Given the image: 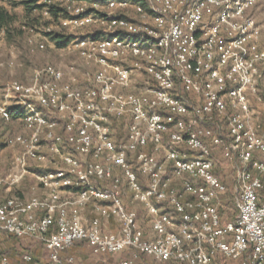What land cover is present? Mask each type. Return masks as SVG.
<instances>
[{"label": "built area", "instance_id": "obj_1", "mask_svg": "<svg viewBox=\"0 0 264 264\" xmlns=\"http://www.w3.org/2000/svg\"><path fill=\"white\" fill-rule=\"evenodd\" d=\"M65 4L63 28H96L67 46L93 74L47 64L0 94L2 120L24 126L6 139L18 153L0 188L36 182L28 197H0V245L37 241L51 264H81L67 253L80 241L96 256L126 254L119 264H264V0Z\"/></svg>", "mask_w": 264, "mask_h": 264}, {"label": "rangeland", "instance_id": "obj_2", "mask_svg": "<svg viewBox=\"0 0 264 264\" xmlns=\"http://www.w3.org/2000/svg\"><path fill=\"white\" fill-rule=\"evenodd\" d=\"M19 1V0H17ZM0 5L9 8L17 15V21L14 25L16 28L12 37L3 36L0 39V94L3 93L4 88L13 81H20L28 84L32 81L34 72L37 68L43 67L47 64H54L61 67L67 74L78 75L81 78L84 76H91L93 69L85 62L77 51L69 49V47L60 48L56 41L52 38L51 33H62L76 35L86 34L88 32L96 31L95 27L80 29L78 31H70L61 26L60 20H57L50 15H46L44 11H34L28 13L25 7L19 3L12 5L7 1H0ZM255 15L261 23L264 24V4L255 10ZM35 41L34 44L30 40ZM45 43V48L37 47V44ZM134 88H141L143 84H134ZM257 118L259 121L263 120L264 105L256 107ZM118 130L119 138H125L127 131L126 121L121 123H114ZM24 130V126L20 120H13L12 122H5L0 117V143L4 144V148L0 150V165L6 164V169L12 165L15 155L18 153L17 147H10L6 143V139L10 135L18 134ZM221 155V154H220ZM221 160V156H220ZM52 167H61L62 163L51 165ZM39 169L37 165L32 167V170ZM33 174H29L24 184L30 187L36 183ZM35 182V183H34ZM0 257L6 256L10 264H51L49 262L47 252L43 246H37L39 242L31 240H19L10 235L1 236ZM38 243V244H37ZM28 245L32 246L33 262H26L23 259L24 252H28ZM71 254L83 258V254H87L86 258L90 259L95 264H119L120 260L125 258L126 254L108 255L91 257L90 251L86 244H79L69 250ZM80 253H76V252ZM79 258V256H78ZM145 261L150 262L145 258ZM84 263V262H83ZM88 263V264H89Z\"/></svg>", "mask_w": 264, "mask_h": 264}, {"label": "trees", "instance_id": "obj_3", "mask_svg": "<svg viewBox=\"0 0 264 264\" xmlns=\"http://www.w3.org/2000/svg\"><path fill=\"white\" fill-rule=\"evenodd\" d=\"M0 1H3V2L7 1L12 5H16V3H19L25 7V10L28 13H32V12L37 11V10H40L43 12L45 9H48L50 12V17H53L57 20H61L63 17L67 16L65 0H51L50 2H49V0H19V1H17V0H0ZM16 21H17V15L14 12H12L9 8H7L3 5H0V39L3 36H6L8 38L12 37L13 33H15V31H16V28L14 27ZM50 35H52V38L56 41L58 47H60V48L67 47L72 42V40L74 38L73 35L62 34V33H51ZM81 35H85V34H81ZM12 111L15 112L14 109H12ZM2 148H4V144L0 143V150ZM234 204H235V201H234V198L232 197L226 208H228V207L233 208ZM223 212L225 214L226 210L223 209ZM145 219H147V216L145 217ZM10 236H12L13 238H17L20 241L24 240V239L18 238V237L13 236V235H10ZM79 244H86V242L85 241L76 242L73 247H76ZM0 248H1V245H0ZM27 248L29 249L28 252L32 254V251H31L32 246L28 245ZM47 256H48V254H47ZM97 257H99V256H97ZM220 260H221V257H217L215 259L214 264H217ZM33 261H34V256H33V260L31 262H33ZM166 264H180V263L176 260H171V261H168Z\"/></svg>", "mask_w": 264, "mask_h": 264}, {"label": "crops", "instance_id": "obj_4", "mask_svg": "<svg viewBox=\"0 0 264 264\" xmlns=\"http://www.w3.org/2000/svg\"><path fill=\"white\" fill-rule=\"evenodd\" d=\"M139 84H140V82H139ZM6 167H7L6 164L0 165V169L6 170ZM32 186H33V183L31 184L30 187H28L23 182L20 186H18L16 188H12V189H9V188H6V187L0 188V197L5 196V195H9V194H11L13 192H18L20 195L28 197V196H30L33 193L32 190H31ZM38 192L40 194H42V195H46L43 192V190H39ZM128 198H131V194L130 193H128ZM129 206H130V208L138 209V211H140V215H141V218H142L141 219L142 223L144 224V227L146 229H149L147 224H146V219H145V217L147 216L146 215L147 214V212H146L147 210H145V207L139 202L135 203L134 205L130 204ZM86 212H87V217H88L89 220L94 218L95 212L93 211V207L91 205L88 206ZM102 225H103V229L105 231H107V232H118L119 229H120L119 228V223L117 222V220L115 218H111V219L102 218ZM37 246H42V245L39 243ZM86 246H87L88 250L90 251L91 257L92 258L93 257H97V256H95L93 254L91 248L87 245V243H86ZM67 253H70V251H68ZM76 253H80V252L77 251ZM86 255L87 254H85V255L83 254V258L85 257V260L80 258V256L82 257V255H78L79 258H78V256H76L81 264H88L91 261V258L87 259Z\"/></svg>", "mask_w": 264, "mask_h": 264}]
</instances>
